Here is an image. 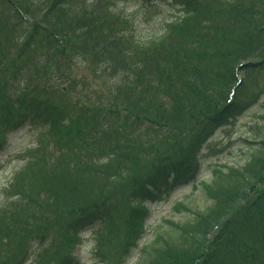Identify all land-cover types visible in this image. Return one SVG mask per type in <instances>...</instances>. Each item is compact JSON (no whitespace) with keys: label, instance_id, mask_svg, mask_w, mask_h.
Masks as SVG:
<instances>
[{"label":"trees","instance_id":"obj_1","mask_svg":"<svg viewBox=\"0 0 264 264\" xmlns=\"http://www.w3.org/2000/svg\"><path fill=\"white\" fill-rule=\"evenodd\" d=\"M165 1L177 16L143 38L114 0H0L1 134L36 130L2 187L0 258L24 252L21 264L37 242L83 264L75 250L94 230L91 264H264V0ZM259 101L245 134L217 147L239 143L244 161L212 162L199 181L216 126ZM195 181L210 204L177 201L186 218L141 244L148 203Z\"/></svg>","mask_w":264,"mask_h":264},{"label":"rangeland","instance_id":"obj_2","mask_svg":"<svg viewBox=\"0 0 264 264\" xmlns=\"http://www.w3.org/2000/svg\"><path fill=\"white\" fill-rule=\"evenodd\" d=\"M110 2V1H109ZM112 3V2H111ZM119 11L125 14L129 20V30L137 37H150L158 34L165 24L173 17L177 16L179 9L165 0H157L153 4H144L137 0H114L113 4ZM89 58L79 56L77 58L79 65V74H83L89 78L91 75L87 72ZM260 82L264 83V75H261ZM37 87L38 92H46L51 95L54 92L53 87L48 83L40 81L38 78L34 79L31 88ZM56 95H60L61 100L67 104L68 107L74 108L77 102L71 96H62L61 92H55ZM258 103L248 107L240 118L228 125L216 126L214 134L209 139V145L205 147L204 155L202 156L203 170L199 176L201 179L210 180L212 175L209 169L212 162H229L234 164L235 161L242 163L245 159L243 152L239 149V143L235 142L225 151L217 153V147L222 146L230 141L231 138L238 139L241 134H245L243 131L248 125L249 121L256 117L258 110L262 107V103L258 106ZM1 128V119H0ZM35 129L26 126L22 129H15L14 131H8L1 134L0 138H7V143L3 149H0V195L2 187L7 183L9 178L13 175V172L19 168L23 163L21 153L24 149L28 148L35 138ZM216 146V147H213ZM232 150V151H231ZM177 201H184L187 204L195 208H203L210 204V199L207 197L201 185L195 181L193 183L178 187L169 197L160 202H149L150 216L146 220V229L144 232V238L141 244L145 241L151 240L156 236V233L164 232L168 227L167 219L183 220L186 218V214L183 211L175 209V203ZM96 232L94 230L86 231L84 233L85 240L78 245L75 253L82 257L83 264H91L94 252V238ZM46 245L32 242V248L28 251L31 252L29 259L22 261L21 264H57L65 254L62 245L57 244L55 247L45 249ZM48 251V252H47ZM47 252V253H46ZM41 253H46L48 257H42ZM22 252L17 258L11 257L0 258V264H19V261L23 257ZM39 263H36L37 260ZM138 259V253L130 259L127 264H135Z\"/></svg>","mask_w":264,"mask_h":264}]
</instances>
